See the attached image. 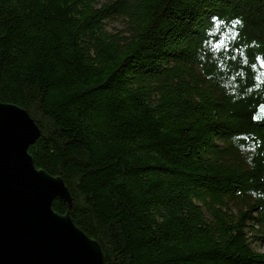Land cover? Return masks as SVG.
Here are the masks:
<instances>
[{
    "label": "trees",
    "instance_id": "16d2710c",
    "mask_svg": "<svg viewBox=\"0 0 264 264\" xmlns=\"http://www.w3.org/2000/svg\"><path fill=\"white\" fill-rule=\"evenodd\" d=\"M0 101L105 264H264V0H0Z\"/></svg>",
    "mask_w": 264,
    "mask_h": 264
},
{
    "label": "water",
    "instance_id": "95a60500",
    "mask_svg": "<svg viewBox=\"0 0 264 264\" xmlns=\"http://www.w3.org/2000/svg\"><path fill=\"white\" fill-rule=\"evenodd\" d=\"M40 135L25 108L0 101V264H105L100 243L72 218L63 178L29 152ZM58 197L65 214L53 208Z\"/></svg>",
    "mask_w": 264,
    "mask_h": 264
},
{
    "label": "rangeland",
    "instance_id": "374dc122",
    "mask_svg": "<svg viewBox=\"0 0 264 264\" xmlns=\"http://www.w3.org/2000/svg\"><path fill=\"white\" fill-rule=\"evenodd\" d=\"M109 1H111V0H97V3L99 6H101V5H103ZM125 25H126V22H125V19L123 17H115V18L107 21V27L111 32H118L120 30H123L125 28ZM239 208H242L243 210H247V207L242 206L240 204H237L236 206H233V211L237 213ZM252 234H253V232H249L250 236ZM251 243H252V247L256 251L264 252V243L263 242L255 241L251 237Z\"/></svg>",
    "mask_w": 264,
    "mask_h": 264
},
{
    "label": "snow or ice",
    "instance_id": "6c2138e0",
    "mask_svg": "<svg viewBox=\"0 0 264 264\" xmlns=\"http://www.w3.org/2000/svg\"><path fill=\"white\" fill-rule=\"evenodd\" d=\"M234 23H235V24H239V23H240V21H238V20H237V21H235Z\"/></svg>",
    "mask_w": 264,
    "mask_h": 264
}]
</instances>
